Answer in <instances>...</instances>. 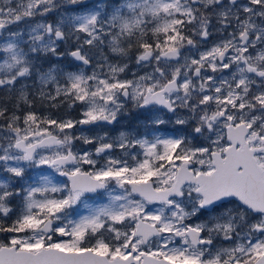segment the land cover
<instances>
[{"label": "snow or ice", "instance_id": "1", "mask_svg": "<svg viewBox=\"0 0 264 264\" xmlns=\"http://www.w3.org/2000/svg\"><path fill=\"white\" fill-rule=\"evenodd\" d=\"M0 264H264V0H0Z\"/></svg>", "mask_w": 264, "mask_h": 264}]
</instances>
